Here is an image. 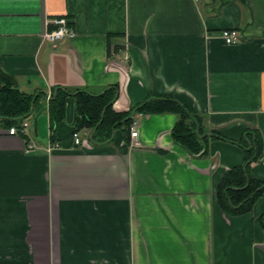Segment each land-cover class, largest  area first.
<instances>
[{"label":"crops","instance_id":"crops-1","mask_svg":"<svg viewBox=\"0 0 264 264\" xmlns=\"http://www.w3.org/2000/svg\"><path fill=\"white\" fill-rule=\"evenodd\" d=\"M59 17L75 35L53 44ZM0 70L28 95L117 86V113L173 97L228 140L193 155L174 143L177 115L135 114L127 139L120 127L95 145L84 129L77 148L75 97L54 130L41 97L25 134L0 122V264H264V191L242 215L217 200L251 132L264 182V0H0Z\"/></svg>","mask_w":264,"mask_h":264},{"label":"trees","instance_id":"trees-1","mask_svg":"<svg viewBox=\"0 0 264 264\" xmlns=\"http://www.w3.org/2000/svg\"><path fill=\"white\" fill-rule=\"evenodd\" d=\"M47 96L45 92L35 95L25 94L18 88L13 77L0 70V122L8 129L20 128L21 124L38 110L39 99ZM50 96L48 109L53 130L65 117L66 99L74 96L76 121L73 132L90 130V139L95 145L109 143L120 127L123 128L127 139L135 114L177 115L179 121L172 131L174 143L193 155L204 156L208 139L220 138L228 141L214 131L208 132L204 117L192 113L186 105L173 97H149L132 110L117 113L113 110L114 102L118 97L117 86L107 88L100 94H91L87 91L74 92L63 87H54ZM247 135L255 139L248 138L240 144L245 151V164L227 172L217 188L219 205L228 214L242 215L250 212L264 191V182L253 180L249 174L251 165L262 157L263 142L255 132Z\"/></svg>","mask_w":264,"mask_h":264},{"label":"built area","instance_id":"built-area-1","mask_svg":"<svg viewBox=\"0 0 264 264\" xmlns=\"http://www.w3.org/2000/svg\"><path fill=\"white\" fill-rule=\"evenodd\" d=\"M55 25V29L52 31H49L46 35L45 38L48 42L56 44L61 41H64L66 39H71L74 37L75 33L73 29L69 26V23L66 18L64 17H59L56 18L53 21ZM224 42L227 45H235L241 42L240 39V34L237 31L234 30H225L221 34ZM50 99V96H48V100ZM28 128V123L23 122L20 126L18 127H12L9 129V134L14 136L18 134H25ZM138 130L136 129H131V138L135 140L138 137ZM73 143L74 146L77 148H86L88 146H91V143L89 142L88 139L83 138L80 133H73L72 135ZM59 146L57 144L55 145H48L47 147V152L51 153L53 150L57 149ZM35 149V146L33 144H29L26 147V153H31Z\"/></svg>","mask_w":264,"mask_h":264}]
</instances>
